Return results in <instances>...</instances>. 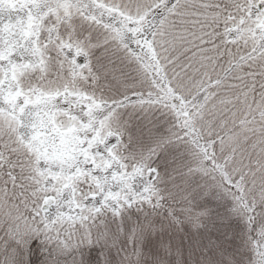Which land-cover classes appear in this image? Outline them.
Wrapping results in <instances>:
<instances>
[{"label": "snow or ice", "instance_id": "6c2138e0", "mask_svg": "<svg viewBox=\"0 0 264 264\" xmlns=\"http://www.w3.org/2000/svg\"><path fill=\"white\" fill-rule=\"evenodd\" d=\"M0 264H264V0H0Z\"/></svg>", "mask_w": 264, "mask_h": 264}]
</instances>
